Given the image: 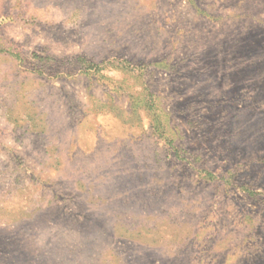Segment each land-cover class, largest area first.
<instances>
[{
    "label": "rangeland",
    "instance_id": "1",
    "mask_svg": "<svg viewBox=\"0 0 264 264\" xmlns=\"http://www.w3.org/2000/svg\"><path fill=\"white\" fill-rule=\"evenodd\" d=\"M0 264H264V0H0Z\"/></svg>",
    "mask_w": 264,
    "mask_h": 264
}]
</instances>
